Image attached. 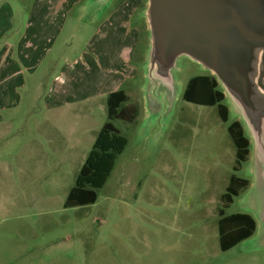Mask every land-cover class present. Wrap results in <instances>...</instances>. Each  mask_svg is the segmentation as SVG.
<instances>
[{
  "label": "rangeland",
  "instance_id": "obj_1",
  "mask_svg": "<svg viewBox=\"0 0 264 264\" xmlns=\"http://www.w3.org/2000/svg\"><path fill=\"white\" fill-rule=\"evenodd\" d=\"M11 1L19 21L30 0ZM75 14L70 12L51 53L33 72L23 70L22 85L7 92L16 106L0 109V264H264V93L255 67L235 56L234 48L211 75L225 96L224 123L217 106L182 99L187 81L209 72L202 44L167 45L159 49V64L148 56L155 33L139 22L141 41L132 65L140 71L132 95L138 115L133 123L112 121L127 145L96 202L65 207L107 122L106 79L116 82L123 74L79 69V61L85 66L91 55L98 26L86 20L70 27ZM102 14L97 12L95 22ZM253 27L263 34L264 19L255 18ZM119 39L124 41L120 36L110 41L116 59ZM212 46L218 57L220 44ZM244 54L252 59L251 51ZM71 64V72H62ZM236 66L249 73L241 79ZM74 70L83 72L80 81ZM235 121L250 143L238 171L228 132ZM232 175L249 186L224 210L221 197ZM221 210L226 216L248 214L256 222L252 237L225 252L219 247Z\"/></svg>",
  "mask_w": 264,
  "mask_h": 264
},
{
  "label": "crops",
  "instance_id": "obj_2",
  "mask_svg": "<svg viewBox=\"0 0 264 264\" xmlns=\"http://www.w3.org/2000/svg\"><path fill=\"white\" fill-rule=\"evenodd\" d=\"M80 2L81 0H30L20 10L22 19L18 21V8L13 2L0 0V109L16 106V103H9L11 96L7 92H15L22 85L20 78L23 70L33 72L37 62L51 53L52 48L56 46V40L58 41L59 35L67 25L66 21L72 10L76 14L70 27H82V22L86 20L98 26L93 31L91 55L86 54L85 66L83 59L79 61V69L94 70L95 74H106L110 77L122 72L116 82L107 78L108 90L106 93L102 92L108 96L112 92L123 90L128 97L126 105L137 107L132 95L136 89L135 79L140 71L132 65L135 49L141 41L142 26L139 22L148 24L146 29L155 33V38L150 40L148 56H155L161 61L159 64L163 60L159 49L164 50L167 45L175 44L178 47L180 43L184 45L181 47H189L196 46V43L202 44L200 46L206 50V66L209 72L198 76L217 75L212 69L213 65L217 64L221 69L220 59L227 55L228 49L234 48L235 56L250 60L257 74L264 58V45L258 44V40L264 38V33L256 31L253 27L255 18L264 19L260 17V13H264L263 0H245L246 7L244 0H198L205 13L204 27L201 26L196 11L187 5L188 0H103L102 3L92 0L91 4ZM97 12L103 14L101 20L95 22L93 17ZM134 18L136 22L133 21ZM225 22L229 24L218 26ZM116 36L124 40L122 42L119 39V42H122L117 56L122 63L120 66H115L117 59L110 49V41ZM214 42L220 44L218 57L216 46H212ZM245 50L251 51L252 59L244 54ZM83 54L82 52L80 58ZM73 64L69 67L64 65L62 72L68 69L71 72ZM234 68L238 70L237 74L241 79V74L249 73L247 69H242V66ZM74 72L75 81H80L83 72ZM1 122L3 121L0 119Z\"/></svg>",
  "mask_w": 264,
  "mask_h": 264
},
{
  "label": "trees",
  "instance_id": "obj_3",
  "mask_svg": "<svg viewBox=\"0 0 264 264\" xmlns=\"http://www.w3.org/2000/svg\"><path fill=\"white\" fill-rule=\"evenodd\" d=\"M224 97V94L218 90L217 82L213 77L196 76L187 82L182 99L198 106H217L222 122L226 123L228 110L223 105ZM127 102L128 97L123 90L112 92L107 96V122L96 136L93 147L76 178L75 186L68 195L65 207L87 206L96 202L97 191L107 182L117 156L127 145V139L112 124V121L133 123L138 115V108L134 105H126ZM228 132L235 148L234 170L238 171L248 159L250 143L239 122L231 123ZM248 186V180L232 175L221 197L223 209L229 208L233 199ZM219 214V247L222 252L249 239L256 231V222L248 214L237 213L226 216L223 210Z\"/></svg>",
  "mask_w": 264,
  "mask_h": 264
},
{
  "label": "flooded vegetation",
  "instance_id": "obj_4",
  "mask_svg": "<svg viewBox=\"0 0 264 264\" xmlns=\"http://www.w3.org/2000/svg\"><path fill=\"white\" fill-rule=\"evenodd\" d=\"M264 1V0H263ZM189 7H192L193 10L196 11V14L199 16V20H200V24L201 26L204 27V23H205V13H204V10H202V4H200L198 2V0H190L189 1ZM261 41L260 43L264 45V38H262V40H259ZM263 66H264V58L260 64V69H259V72L257 74V85L258 87L263 91L264 93V84L262 83L263 82V79H264V74L262 75V72H263ZM242 126V125H241ZM243 128V127H242ZM244 131V130H243Z\"/></svg>",
  "mask_w": 264,
  "mask_h": 264
},
{
  "label": "water",
  "instance_id": "obj_5",
  "mask_svg": "<svg viewBox=\"0 0 264 264\" xmlns=\"http://www.w3.org/2000/svg\"><path fill=\"white\" fill-rule=\"evenodd\" d=\"M189 1L190 0H188V2H187V5L189 6ZM229 23L228 22H225V23H221V24H219L218 26H223V25H228ZM259 41V40H258ZM264 74V66H263V72H262V75Z\"/></svg>",
  "mask_w": 264,
  "mask_h": 264
}]
</instances>
